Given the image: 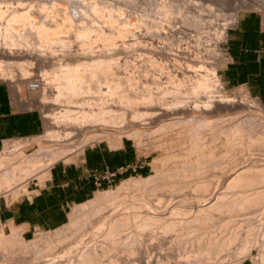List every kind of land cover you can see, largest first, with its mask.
Returning a JSON list of instances; mask_svg holds the SVG:
<instances>
[{
  "label": "bare ground",
  "instance_id": "obj_1",
  "mask_svg": "<svg viewBox=\"0 0 264 264\" xmlns=\"http://www.w3.org/2000/svg\"><path fill=\"white\" fill-rule=\"evenodd\" d=\"M3 1L5 6L0 4V55L8 62L0 60V80L14 84L18 74L19 80L23 81L32 72L34 74L36 67L42 88L38 93L33 92L37 98L32 100L38 101L44 108L52 105H56V108L51 109L52 106L44 115L47 126L44 135L49 146L21 159L0 154V191L22 187L34 177L45 180L49 169L73 152L70 141L74 131H71V126L85 131L96 125L103 128L112 124L116 126L131 117L134 125L150 126V129L142 133L139 127L129 132L128 138H143L144 135L153 136L157 133L164 136L174 132L178 136L175 140L184 146L185 149L181 150L185 154L180 155V164L176 163L179 156L173 153L159 158L163 165L171 161V164L176 163L172 166H182L180 169L156 168L148 176L126 179L116 189L106 190L99 197L75 206L69 214L68 223L60 230H54V238L42 234L27 241L10 228L13 236L9 239L5 226L0 231V264H13L17 257L18 262L15 263L24 264V260L19 262L20 255L21 259L24 256L32 261L30 264H144L145 261V264H163L164 259L169 261L173 255H161L155 262L150 246L154 241H164L169 236L171 239L168 238L170 242H167L170 246L175 245L178 252L174 256L176 260L168 264H222L234 247L239 253L235 264H239L240 259L243 261L242 258L248 257L255 248L259 249L257 262L264 263V159L253 154H247L251 157L246 155V158L242 154L244 150H249V153L255 149L264 152V121L246 113L252 108L263 111V105L259 100L252 101L251 105L245 98L237 97L233 91L226 89L217 72L219 65H216L224 61L223 57L220 55L215 66H209L208 69L204 65L207 62H201L206 72L192 73L194 76L186 81L177 75L180 71L175 74L177 71L173 73L168 68L164 62L169 57L165 50L159 52L152 48L148 52L144 49L148 53L145 60L139 63L145 62L147 68L136 70V64L134 66L126 56L124 64L129 67L133 64L134 68L131 72L126 69L122 76L117 71L118 61H122L117 57L122 53L119 56L116 52L112 53L117 46L111 53H108L109 50L104 53L103 50L97 55L91 54L93 43L102 41L103 44H100L104 49L113 48L119 41L117 39L129 32L130 25L142 21L139 15L135 16L137 18L129 15L128 19L123 20L121 15L125 11L120 6L121 1H116L120 7L115 1L109 0L105 3L104 0H98L100 3L96 1L92 4L93 0L90 3L95 6H92L93 11L98 10L99 14L103 13L107 17L105 24L111 26L108 31H105L107 27H103L104 30L93 26V22L75 26V22L80 20L77 19L79 5L75 6V2L78 3L76 0L42 1L39 7H42L43 16H37L31 10L34 6L30 3L33 1L26 4L29 8L21 0V8L19 3V7L14 8L7 0ZM210 1L233 8L234 13L230 15L228 25L237 22L240 9H264V0ZM206 8H209L206 9L209 13H214L212 6ZM58 16L60 20H57ZM221 34L220 39L223 41L225 32ZM72 40L79 42L81 53L76 51L74 54L73 51L63 52L61 56H48L41 50L43 46L52 50L55 44L70 46ZM123 42L127 47L126 41ZM131 47H128V53ZM141 55L144 59L145 54ZM13 59L24 61L15 62L16 69L14 63L10 62ZM153 68L164 76L163 81L154 75L157 71L153 74L155 77L150 79ZM157 105L165 108H158L161 112H156ZM101 129H92L86 135L84 145L104 137L112 141V133L105 134ZM44 135L10 140L2 152L12 156L27 142L41 139ZM163 138L165 140L166 136ZM168 142L173 144L172 138ZM230 166L235 168L229 174H224L226 178H222L223 181L216 179L217 169L226 173ZM188 193L192 195L190 199ZM107 209L109 212L104 213ZM95 215L97 218L91 220ZM241 216L245 218H238ZM90 224L93 227L91 245L76 246L77 255L73 257L75 250L72 247L58 249V244L67 242L70 237L69 230H75L73 233L77 234ZM98 237L102 238V243L95 241ZM163 244L166 245L163 242L159 245L162 250L166 248Z\"/></svg>",
  "mask_w": 264,
  "mask_h": 264
},
{
  "label": "rangeland",
  "instance_id": "obj_2",
  "mask_svg": "<svg viewBox=\"0 0 264 264\" xmlns=\"http://www.w3.org/2000/svg\"><path fill=\"white\" fill-rule=\"evenodd\" d=\"M7 1L14 8H17V7L20 6V3H19L20 0H7ZM21 1L23 2L22 4H24L26 6V8L30 7V6L29 7L27 6V5H29L27 3L28 2L30 3L31 1H33V2L30 3V5L34 6V7H32L33 9H31V10L37 16H43V12L41 11L42 7H39V6L42 5V1H44V2H46V1L62 2L63 0H46V1L45 0H21ZM72 1H74V0H72ZM76 1H78V3L75 2L76 3L75 6L79 5V7L77 6L78 7L77 9L79 10V12H78V16L79 17L77 19H80V20L75 22V26L79 27L80 25L82 26L83 24L85 26V24L88 25L89 23L93 22L92 23L93 26H96L97 28L101 27V29L103 27L104 28L107 27L106 30L104 28L103 29L105 31H108V28H110L111 26L105 24V21H106L105 19H107V17L103 16V13L99 14L98 10H97L98 12L97 11L95 12V11L92 10V6L95 7L94 5H92V4H94V2L97 1L96 3H100V2H98V0H95V1H93V0H80V1L76 0ZM91 1H93V2L90 5ZM109 1H112V2H114V1L115 2L116 1L120 2L121 1L120 2L121 3L120 6L122 5V7H123V9L125 11L124 15H121L123 20L128 19L129 15H131L132 18H137V17H135L137 15L140 16L138 18L142 17V21L141 22H138V23H136L134 25H130V30L126 34L127 36L125 35L124 37H122L120 39L118 38L117 41L118 40L119 41L117 42V45H115L113 48H112V46L110 48L108 46L109 49L106 48L107 49V51H106V49H104L103 45L100 44V43L103 44L102 41L101 42L98 41V43L95 42V43H93V45L94 44L95 45L91 46V49H92V53L91 54H93V55H97L98 53H101L100 51H103V50H104V53L108 52V50H109L108 53H111V51L117 46V48H115V50H113L112 53L116 52L117 55L119 53H122V55L120 54L121 55L120 57H117V58H119V60H122V61H118L120 63H119L117 71H118V73L120 75L122 74V76H124V74H125L124 72H125L126 69L129 70V72H131L130 70H133L135 64H136V66H135L136 70H138V68L139 69L143 68L142 70H145L147 68V65L144 64L145 62L142 63V64L139 63V62H141V60L143 62V60H145V58H146L147 53L150 52L152 50V48H153L154 50L158 49L159 52H161L160 50H162V51L165 50V53L169 54V55L166 54V56H169V57H167V60L164 61L165 63L168 64V66H169L168 68H170L171 71L173 70L172 71L173 73H174V70L177 71V72H175V74L180 71L179 72L180 74H177V75H179L181 78L184 77V79L186 81H188V79H191L194 76V74H192V73H198V72L199 73L200 72L203 73V72H206V70L204 69V65L207 67V69H208L209 66H215L214 63L216 64V62L218 61L217 60L218 57L221 55L223 57L224 61L222 63L218 62L216 64V65H219L218 68H217V72H218V74L220 76L221 70L223 69V67L225 66V63H226L225 41H226V38H227V33H228V30L234 25V24L233 25H228V22L230 21L229 20L230 19V15L232 13H234L233 8L228 7V6L224 7V6H220V5L214 4L210 0H142V1L141 0L140 1L139 0H136V1L135 0H123V1L122 0H109ZM191 1L193 2L194 5L192 4ZM3 2L4 1L1 0L0 4H2ZM105 2H107V1L104 0V3ZM118 2H116L115 4L119 6ZM139 2H140V5L138 4ZM195 2H197L198 4L197 3L195 4ZM18 3H19V6H18ZM114 3H111V4H114ZM3 5L5 6L4 3H3ZM48 5H51V3H49ZM192 5H193V7H192ZM208 5H210V6H212L214 8V13H209L210 11H207L209 9V8L208 9L206 8ZM132 6H134V7H132ZM20 8H21V6H20ZM189 8H191V9H189ZM197 8H199V9H197ZM94 9H96V8H94ZM245 11H254V12L260 13V14L264 13V9H260V8H257V7H249V8L240 9L238 15H240L242 12H245ZM134 13H136V14L134 15ZM207 13L210 16L205 17L206 15H208ZM201 15H203V16H201ZM119 18H121V17L119 16ZM58 19L59 20L61 19L60 16L57 17V20ZM133 22H135V21H133ZM223 32H225V36L226 37H225V39H223V41H221V39H220L221 35H222L221 33H223ZM123 41H126L127 47H126V45H124ZM131 45H132V47H131ZM128 47H131L130 50H129V53H128V49H129ZM141 47H142V49H141ZM163 48H166V49H163ZM7 49H9V48H7ZM12 49H13V51H16V48L14 49V47H12ZM120 49H121V52H120ZM133 49L136 52L139 50L138 51L139 53L138 52L137 53L140 56L138 54H136L133 51ZM144 49L145 50L147 49L148 52L146 51L147 52L146 53L144 51ZM41 50L43 52H45L48 56H50V54L52 56L53 55L54 56H56V55L61 56V54H63V52L73 53V51H74V54L77 53V52H80V53L82 52L81 45L79 44V42H77L75 40H72V43L70 44V46L68 45L66 47H63L60 44H55V45H53L52 50H50L49 47H47V46L41 47ZM68 50H70V51H68ZM116 50L119 51V52H117ZM122 50H124V51H122ZM131 50H132V53H131ZM140 53L141 54L142 53L145 54V56L143 55L144 59H142L143 57H142V55ZM170 54H172V55H170ZM126 56L128 57V60L130 59V61L134 64V66H132L133 65L132 63H131L132 64L131 67H129L130 65L126 66L124 64V60L127 59ZM121 57H122V59H121ZM195 58H196V60L198 59V61H196ZM0 60H4V61L8 62V60L6 58L2 57L1 55H0ZM19 60L21 62L24 61L23 59H18V60L17 59H13V60H10V62L14 63L13 65H15V62H19ZM192 60L196 64H198L197 62H199V64L201 65L202 63L207 62L209 65L207 63L204 64V65H201V66L199 64L196 65V64L193 63ZM33 62L36 63V61H33ZM173 62H175V63H173ZM191 62H192V64H191ZM139 64L140 65H144L145 67L140 66ZM192 66H193V69H191ZM202 66H203V68H202ZM128 67H129V69H128ZM15 68L17 69L18 67L16 66ZM15 68H14V70H15ZM34 69H35L34 74L32 72L30 74L31 76L30 77L28 76L23 81H20L19 77H18L19 75L16 74L17 77H15V78H17L18 81L16 80V82L14 84L11 83L10 81H7V80H0V82L5 83L8 86L9 93H10V100L12 102V105L16 109H19V110H22V111L38 110L40 112V114L42 116V120H43V125H44V132L42 133V135H44V134H46L45 131L47 130V126L45 125L46 121L44 119L45 112L47 110H50V108L52 106H53V108H51V109H54V107L56 108V105L55 106L52 105V106H50V108H48V107L44 108L38 101L35 102L36 100L35 101L32 100V99H36L37 97L35 98V96L33 95L35 92L33 93L29 89L28 82H29L30 79H33L35 77H39L38 74H40V73H37V68L36 67H34ZM151 72H153V73H151L152 75H151L150 79H152L153 74L156 72L154 75L158 76V77H161L162 79L161 78L160 79L163 81L164 76L161 73H159L158 70L153 68L151 70ZM159 74H160V76H159ZM155 76H153V77H155ZM16 88H17L18 92H16V94H15V89ZM226 89L228 91H231V92L233 91V93L237 97L245 98L250 103L252 101L258 100V99L253 98L251 95H249L247 93V91L245 89H243V88H228V87H226ZM251 105H252V103H251ZM163 107H164L163 105L162 106L160 105V107L157 105L156 109L158 110V108L161 109ZM128 110H130V109H128ZM159 110L158 111L155 110V111L160 113L161 110L160 111ZM246 113H248V114L250 113V114L256 116L257 118H259L260 120L264 121V106H263V111L259 110V109H256V108H252L251 111L250 110L249 111L246 110ZM130 119H131V117H129L127 119V121H125V123L118 124L119 126L118 125L115 126V124L114 125L112 124L114 126V127H112V125L110 124L111 126L103 128L102 126H97L96 125L95 127L85 129V131H83V129L81 131V129H78L75 126L73 127V126L70 125L71 128L73 129L71 131H74V133H73L74 136L72 137V135H71V138H73V139H72V141H70V144H71L70 146L73 147V150H72L73 152H71L69 154V158L63 159V161L70 162V161L75 160L77 158V156L82 152V150L86 146L94 145V144H97L99 142H109L110 146L114 148V147H117V144H119L122 140H128V141H130L131 143H133L136 146L138 151L143 156H146V155L150 156L149 160H150V163H151L150 164L151 171H150L149 174H152L156 168H159V169H163L164 168L163 170H166V169L169 170L170 168L177 167V166H172L173 164H176V163L180 164L179 163L181 161L180 160L181 159L180 155H182V153L185 154V151H183L185 148H184V146L182 144H181L182 146L180 145L179 141L175 140V139H178V136H175V135H177L176 133L173 132L172 133L173 135L171 133H168L170 136L172 135L173 137L172 136L170 137L169 135H164L167 138V139L165 138V140H164V138L162 139V137H164V136L161 135L162 133L161 134H159V133L153 134V136H151V135L148 136V134H147V135H144L143 138H141V137H139V138H131V137L128 138L129 137L128 136L129 132L131 133L132 131H134L135 129L140 127V126L134 125L135 123L132 122L133 120H130ZM138 121H140V120H138ZM146 122H150V121H146ZM146 122H144V123H146ZM121 126H122V128H121ZM97 128L98 129L102 128L100 131L104 132L105 134L107 132L108 133H112L111 134L112 141H110L109 139L104 137V138H99L100 140L99 139L98 140L95 139L96 142L95 141L94 142L90 141L91 143H88V144L86 143V145H84V140H85L86 135L88 133H90L92 131V129L94 130V129H97ZM109 128H111V129H109ZM106 129H108V131ZM139 129L142 131V133H147L149 131V129H150V126H148V127L141 126ZM75 130L78 131V132H76ZM146 130H147V132H146ZM156 135H157V137H155ZM44 136L42 137L44 139H42V138L41 139H37L36 138L35 140H31V141L27 142L25 144V146L20 151L16 152L12 156L7 155L6 152H2V150L0 151V154L4 155V156H7V157L15 158V159H21L22 157H25L26 155H29V154L33 153L34 151H36V150H38V149H40L42 147H46L47 145L49 146L50 144L47 141L48 139H47L46 136L45 137ZM145 136H148V137L146 138ZM168 136H169V138H168ZM154 138H156V139H154ZM170 138H172V143L173 144H170L169 142L168 143L171 146L167 143V141L170 140ZM144 140H146V141H144ZM174 141L176 142L175 144H174ZM177 142H178V144H177ZM115 144H116V146H114ZM179 145L182 148L179 147ZM80 147H82V149H78ZM168 147L169 148L172 147L171 148L172 152L170 151V149ZM166 148H168V149H166ZM173 149H174V151H173ZM181 149H183V150H181ZM235 151H236V153H239V152H237V150H235ZM248 151L249 150H244L242 152V154L245 155V156L247 154H251V155L253 154L252 156H254V157L258 156L257 158L264 159V157H263L264 155H262L264 153L263 151L256 150V149H255V151L253 150L254 152L251 151L249 153ZM245 152H246V154H244ZM169 153H171V154L173 153V154L179 156L180 157V158L178 157L179 161L176 162V163L172 162V164H171V161H169V162L167 161L166 165L164 164L165 165L164 166L160 162L159 158H165L166 155L169 154ZM239 154L241 155V153H239ZM247 156L249 158L251 157L250 155H247ZM247 156H246V158H247ZM168 167H169V169H168ZM180 167L182 168V166H178L177 168L180 169ZM233 168H235V167L234 166L228 167L226 169V173L220 171V169H217L216 171H218V170L219 171L217 172L218 176H217L216 179H218V180H222V178L225 179L226 178L225 175L229 174L230 170L233 169ZM220 172L223 175H220L221 174ZM219 175L221 177H219ZM133 177H140V176H133ZM35 179H38L40 184L42 183V180L39 177L31 178L27 182V184H24L25 186L22 185L23 188L21 186H19V187L18 186L17 187L13 186L15 188H12L10 191H7L8 189H2L0 191V198L13 200V199H15V198H17L19 196L27 194V192H28L27 189H28L29 185L32 184V182H34ZM119 184L120 183H117V184H114L112 187L101 189L100 191H98L99 193L97 192L92 199L99 197L106 190L107 191H112L113 189H116ZM188 195H191V194L188 193ZM190 197H192V195L189 196L188 198L190 199ZM107 212H109V209L105 210L104 213H107ZM242 217H244V216H241V217H238V218L242 219ZM96 218H97V216L95 215V216L91 217L90 219L91 220H95ZM4 227L5 226H1L0 227V231ZM10 230L11 229L9 227H7L6 232L8 234L7 236L10 237L9 239H11V236H13L12 233H10ZM92 230H93L92 224L87 225L86 228L83 227L82 229H80L79 233H77V234L73 233L75 230H69V236L70 237L68 238L67 242H65L63 244H58V249L59 250H64L63 247H66L65 249H67L69 247L70 248L72 247V249L75 250V251L72 253L71 257L76 256L77 255L76 252H77V248H78L76 246L83 247V246H86L87 244L91 245L93 243L92 242L93 241L92 234H91ZM16 232H17L18 235H20L22 237L21 233L18 230H16ZM42 234L49 235L50 238H52V237L54 238V231H38L31 239H28L27 241L35 239V238L39 237V235H42ZM168 238L171 239V236H169ZM168 238L164 239V241L160 240V242L154 241L153 245L150 246L151 247V254L152 255L154 254L153 256L155 257V258L153 257L155 262H156V259L159 258V256L160 257H161V255L165 256L168 253H169V255H173V256H171L172 258H170L169 261L164 259L163 264H166V263L168 264L170 261L174 262L176 260L175 259L176 257L174 258V256H177V252H178V251H176L177 247L175 245L170 246L171 244L168 243V242H170ZM91 239H92V241H91ZM95 241L96 242L98 241L99 243L103 242L101 237H98ZM161 241L163 243H166V245L163 244V247L166 246V248L164 247L163 250L160 248L161 246H159L162 243ZM65 244H67V245H65ZM236 251H237V249H235V247H234L233 251H231V254L229 256H227L228 258H224L225 261L223 260L222 264H235V262L237 260V257L239 255V253H237ZM160 253H162V254H160ZM257 254H259V249L255 248L248 257L242 258L243 261L240 259L241 262L239 264H257V263H259V262H257L258 261L257 259L259 257V255L256 256ZM17 258H16V260L14 259L15 261L13 262V264H17V263H15V262H18ZM25 258L26 257L22 256V259H21V255H20L19 262L21 260H22V262L26 261V262H24V264H30L32 262V261L28 260L27 258L26 259ZM67 259H68V257H67ZM226 259H227V261H226ZM145 262H144V264H145ZM204 263H202V264H204ZM259 264H264V263H259Z\"/></svg>",
  "mask_w": 264,
  "mask_h": 264
},
{
  "label": "crops",
  "instance_id": "obj_3",
  "mask_svg": "<svg viewBox=\"0 0 264 264\" xmlns=\"http://www.w3.org/2000/svg\"><path fill=\"white\" fill-rule=\"evenodd\" d=\"M225 51L226 64L220 73L224 85L245 89L264 106V13L242 12L228 30ZM43 132L40 112L16 109L8 86L0 82V151L10 140L39 137ZM119 144L114 148L109 142L86 146L75 160L55 163L41 184L35 179L27 194L13 200L0 198V227L18 230L25 240L31 239L38 231H54L67 224L75 206L108 188L103 179L108 174H117L114 184L148 176L150 156H143L128 140ZM121 168L128 170L121 173ZM97 178L103 179L101 187Z\"/></svg>",
  "mask_w": 264,
  "mask_h": 264
},
{
  "label": "built area",
  "instance_id": "obj_4",
  "mask_svg": "<svg viewBox=\"0 0 264 264\" xmlns=\"http://www.w3.org/2000/svg\"><path fill=\"white\" fill-rule=\"evenodd\" d=\"M28 86H29V89L32 92H39L41 90V88H42V81H41V79L39 77H35V78L29 80ZM127 170H128L127 168H121L120 172L124 173ZM116 176H117L116 173H110L105 178H103V179H105L107 181L108 187H112L114 185ZM103 179L97 178V182H98L97 184H98L99 187L102 186L101 181Z\"/></svg>",
  "mask_w": 264,
  "mask_h": 264
}]
</instances>
